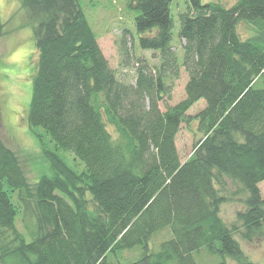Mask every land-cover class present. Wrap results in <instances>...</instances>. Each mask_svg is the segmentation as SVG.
<instances>
[{
  "label": "trees",
  "instance_id": "obj_1",
  "mask_svg": "<svg viewBox=\"0 0 264 264\" xmlns=\"http://www.w3.org/2000/svg\"><path fill=\"white\" fill-rule=\"evenodd\" d=\"M20 1L39 54L27 122L43 130L34 135L49 173L30 182L0 138V264H122L118 256L136 249L129 264H197L202 250L215 264H256L237 236L264 241V0H189L179 15L182 62L176 0H127L139 47L160 58L155 70L136 63L132 84L112 68L81 0ZM5 28L0 16V39ZM181 68L184 98L169 105L168 80ZM191 123L202 138L183 162L177 138ZM227 179L240 186L234 195L247 194L240 225L221 216L234 200ZM165 231L170 238L153 250Z\"/></svg>",
  "mask_w": 264,
  "mask_h": 264
},
{
  "label": "rangeland",
  "instance_id": "obj_2",
  "mask_svg": "<svg viewBox=\"0 0 264 264\" xmlns=\"http://www.w3.org/2000/svg\"><path fill=\"white\" fill-rule=\"evenodd\" d=\"M212 1L228 7L234 4V0H203L204 3ZM188 3L189 0H176L171 6V14L174 19L173 47L181 62L184 55L182 49L184 41H180L179 38V15L187 11ZM80 5L98 39L101 40V45L112 68L117 71L120 79L130 84L134 83L136 63L148 66L153 70L160 65L159 53L143 51L139 47L135 26L138 12L128 8L127 0H81ZM0 16L6 27V34L0 39V138L6 147L16 154L26 177L34 183L41 175L49 173V171L42 172L45 162L41 155L38 139L34 135L36 133L43 136V130L34 129L32 131L27 122L32 98V77L35 74L39 56L34 40L33 28L36 23L23 9L20 0H0ZM125 31L131 33L127 37L126 44L122 41ZM240 33L244 38L250 34L244 26H240ZM125 51L128 52L130 59L132 58L128 68L124 66L127 60ZM186 80L187 76L182 68L178 76L168 80V85L171 87L169 105H175L184 98ZM257 87L262 88V83L259 82ZM109 129L113 137L117 138L115 129L113 127H109ZM201 138L202 134L198 131L197 123H191L182 128L177 138V147L183 162L190 158L193 145ZM44 141L52 149L54 148L50 144L49 138L44 137ZM59 154L78 173L85 171L84 165L76 160L72 153L59 150ZM227 184L228 196L234 200L222 206L221 216L228 226L240 225L236 214L244 211L245 208L238 199H245L247 194L234 195L240 186L229 179H227ZM260 188L264 197V183ZM18 228L23 231L20 223ZM169 238V231L157 235L151 245L153 250L158 251L159 245ZM237 239L245 254L254 263L264 264V241L257 240L251 244L239 236ZM141 254L140 249L126 251L120 254L118 259L122 264H129L138 260ZM195 259L197 264H215L220 261L219 257L210 255L206 250L195 254ZM228 264L235 263L228 260Z\"/></svg>",
  "mask_w": 264,
  "mask_h": 264
}]
</instances>
